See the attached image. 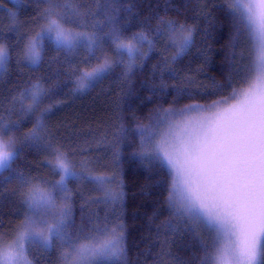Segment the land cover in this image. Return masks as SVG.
I'll use <instances>...</instances> for the list:
<instances>
[{
    "label": "snow or ice",
    "instance_id": "obj_1",
    "mask_svg": "<svg viewBox=\"0 0 264 264\" xmlns=\"http://www.w3.org/2000/svg\"><path fill=\"white\" fill-rule=\"evenodd\" d=\"M0 264H264V0H0Z\"/></svg>",
    "mask_w": 264,
    "mask_h": 264
},
{
    "label": "trees",
    "instance_id": "obj_2",
    "mask_svg": "<svg viewBox=\"0 0 264 264\" xmlns=\"http://www.w3.org/2000/svg\"><path fill=\"white\" fill-rule=\"evenodd\" d=\"M223 43H224L223 40L219 41L218 43L215 44V48L219 49L221 44ZM95 95H96L95 93H92L89 96L83 97L82 99H78L75 102V105L73 106V108L76 111L81 112L84 116H89L90 118L93 114L94 108L96 109L98 114L102 115V112H100V109L104 106L106 98L97 97L96 99H93ZM66 111L71 112V110H66ZM63 114L64 113H61V115ZM125 179L128 185V199H129V206H128V210H127V214L125 218L129 224V231L133 235L138 236V233L136 232V228L139 226L140 222L139 220L133 221L132 214L136 210L135 205H138L140 203L138 185L142 183L143 180H142L139 170L136 169L134 166H129V165H125ZM133 193H136L137 195L133 196ZM100 211L103 214V211H104L103 207L100 208Z\"/></svg>",
    "mask_w": 264,
    "mask_h": 264
}]
</instances>
